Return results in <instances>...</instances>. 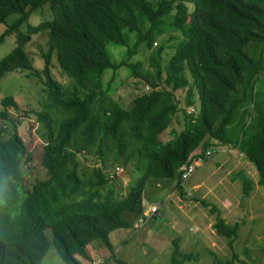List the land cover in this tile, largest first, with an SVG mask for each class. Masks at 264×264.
Returning <instances> with one entry per match:
<instances>
[{
    "label": "trees",
    "instance_id": "obj_1",
    "mask_svg": "<svg viewBox=\"0 0 264 264\" xmlns=\"http://www.w3.org/2000/svg\"><path fill=\"white\" fill-rule=\"evenodd\" d=\"M45 3L51 18L16 30L14 46L0 58V81L8 72L30 69L23 45L47 29L41 70L46 99L32 111L44 138L40 164L46 176L28 187L21 164L30 157L8 111L15 101L1 100L10 132L4 136L6 123L0 128V264H39L50 245L66 264H83L77 256L88 257L87 245L95 240L113 252L110 233L146 217L148 179L176 177L181 189L180 166L197 148H206L208 138L237 148L264 186V95L255 88L264 69V0H0V22L19 13L0 41ZM166 31L180 38L162 66L164 46L154 43ZM110 44L125 48L119 60L112 58ZM141 44L150 51L148 66L134 59ZM52 56L73 79L72 87L51 77ZM121 67L147 83L128 103L114 96L112 81L104 83L108 70L114 79ZM184 88L186 105L195 109L184 106L182 127L171 128L170 138L162 140L180 108L175 91ZM85 153L102 162L108 153L143 172L117 197L101 168L81 170L78 155ZM242 179L248 194L253 182ZM212 227L232 244L237 225L229 227L217 214Z\"/></svg>",
    "mask_w": 264,
    "mask_h": 264
},
{
    "label": "rangeland",
    "instance_id": "obj_2",
    "mask_svg": "<svg viewBox=\"0 0 264 264\" xmlns=\"http://www.w3.org/2000/svg\"><path fill=\"white\" fill-rule=\"evenodd\" d=\"M150 1L155 4L158 0ZM18 15L17 12L10 13L5 21L0 22V33ZM51 16L48 3L30 10L19 25L0 41V58L14 46L16 30L25 31L28 24ZM172 34L174 38L171 37ZM179 38L177 32L166 31L163 36L155 39L154 47L158 44L164 46L160 59L162 66L173 54ZM47 40V29L32 33L23 45L31 68L8 72L0 81V110L2 98L12 96L15 105L8 107L9 117L17 121L18 132L30 157L21 164L26 187L35 179L46 176V171L40 164L44 138L32 111L40 109L46 99V77L41 70L45 65L43 52L47 49ZM108 50L114 60H119L125 52V48L111 44ZM149 54L150 51L141 44L134 59L141 60L144 66H148ZM49 69L52 78L65 87H72L73 79L61 70L55 56L51 57ZM30 71H37L39 75L29 74ZM112 75V70H108L104 83L112 81V86L116 88L114 96L122 103H128L137 93L147 88L145 80L131 75L125 67L117 71L114 79ZM255 88L259 94L264 95V69ZM185 90L186 88L175 91L180 108L160 135L162 140L170 138L171 128L180 130L182 127L183 109L187 106ZM5 123L8 132L4 136H7L10 132L9 123L0 115V128ZM207 140L210 141L209 145L200 149L204 152L212 150L213 153L204 158L185 180L181 179V189L176 185V177L148 179L143 194L144 214L152 204H158L155 214L136 220L134 227L113 230L109 235L113 252L95 240L87 245L89 256L78 255V259L83 264H222L231 259L234 253L239 260H229L226 264H264V186L257 182L258 174L254 165L237 148L215 143L211 138ZM107 154L104 162L93 153L79 154L80 168L88 172L92 167L101 168L106 175L111 176L114 195L121 197L134 186L143 170L136 169L135 162L124 164ZM124 173L127 176L124 177ZM242 175L253 182L248 194L244 192ZM217 214L229 227L237 225L236 237L231 245L230 238L219 235L212 227ZM47 232L51 239L50 230ZM39 264L66 263L54 246L50 245Z\"/></svg>",
    "mask_w": 264,
    "mask_h": 264
},
{
    "label": "built area",
    "instance_id": "obj_3",
    "mask_svg": "<svg viewBox=\"0 0 264 264\" xmlns=\"http://www.w3.org/2000/svg\"><path fill=\"white\" fill-rule=\"evenodd\" d=\"M188 111H192L195 109L194 105L187 106ZM212 150H205V152H200V149L197 148L195 152L192 154L189 161L184 162L180 168V178L182 180H185L194 170L197 166H199L202 162V160L206 157H209L212 154ZM158 211V204H152L150 209H148V212L145 213V215H152L155 214Z\"/></svg>",
    "mask_w": 264,
    "mask_h": 264
},
{
    "label": "water",
    "instance_id": "obj_4",
    "mask_svg": "<svg viewBox=\"0 0 264 264\" xmlns=\"http://www.w3.org/2000/svg\"><path fill=\"white\" fill-rule=\"evenodd\" d=\"M123 175H124V177H125V176H127V174H126V173H124Z\"/></svg>",
    "mask_w": 264,
    "mask_h": 264
}]
</instances>
